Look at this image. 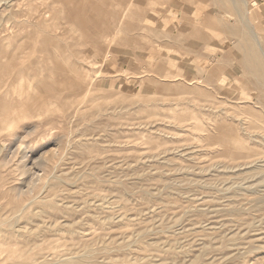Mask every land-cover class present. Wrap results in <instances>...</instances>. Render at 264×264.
<instances>
[{
    "label": "rangeland",
    "instance_id": "obj_1",
    "mask_svg": "<svg viewBox=\"0 0 264 264\" xmlns=\"http://www.w3.org/2000/svg\"><path fill=\"white\" fill-rule=\"evenodd\" d=\"M0 264H264V0H0Z\"/></svg>",
    "mask_w": 264,
    "mask_h": 264
},
{
    "label": "bare ground",
    "instance_id": "obj_2",
    "mask_svg": "<svg viewBox=\"0 0 264 264\" xmlns=\"http://www.w3.org/2000/svg\"><path fill=\"white\" fill-rule=\"evenodd\" d=\"M228 141H229V140H228ZM237 142H238V141H237ZM236 144H237V143H236ZM244 147H245V146H244ZM231 148H232V147H231ZM241 148H242V147H241ZM246 148H247V147H246ZM232 149H233V148H232ZM247 150H248V149H247ZM247 150H246V151H247ZM234 152H235V153H238V154H241V155H243V153H244V152L242 153V151H241V152L234 151ZM232 153H233V152H232Z\"/></svg>",
    "mask_w": 264,
    "mask_h": 264
}]
</instances>
